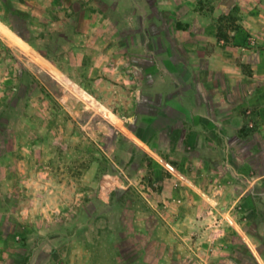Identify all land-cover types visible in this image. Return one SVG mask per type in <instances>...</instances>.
Wrapping results in <instances>:
<instances>
[{
	"label": "rangeland",
	"instance_id": "obj_1",
	"mask_svg": "<svg viewBox=\"0 0 264 264\" xmlns=\"http://www.w3.org/2000/svg\"><path fill=\"white\" fill-rule=\"evenodd\" d=\"M102 1L0 0V264H264V160L248 166L264 91L248 99L258 36L234 43L240 0L215 20L240 120L215 144L199 123L210 143L192 155L143 104L147 13Z\"/></svg>",
	"mask_w": 264,
	"mask_h": 264
},
{
	"label": "crops",
	"instance_id": "obj_2",
	"mask_svg": "<svg viewBox=\"0 0 264 264\" xmlns=\"http://www.w3.org/2000/svg\"><path fill=\"white\" fill-rule=\"evenodd\" d=\"M110 1L113 2V0L102 2L112 6L113 3ZM117 1L116 11H121V8L126 6L137 7L143 11V14L147 13V18L149 17L145 26L149 32L147 42L150 43L153 38L154 43L148 46L149 54L158 63H155L151 69L155 76L149 74L151 81L148 80V84L142 86L147 93L146 96L143 95L146 102L142 103L146 104L148 115L161 117L165 126L182 128L183 140L186 141L190 155L201 154L207 143H210L206 136L212 139L214 144L220 143L222 136L217 135H226L230 131L231 121L240 120L235 114L234 103L230 100V92L237 89L229 79L231 77L229 73L232 69V72L234 71L235 53L233 47L218 46L224 40L221 39L218 43L217 32L220 24L215 21L232 13L234 4L231 0H216L217 4L213 12L208 14L200 8L195 9L193 0ZM258 2L255 3L254 0L238 2L239 18H236L238 11H235L233 21L235 19L234 24L239 23V33L238 35H235V31L232 33L235 44L243 35L241 33L248 32L251 35L255 33L258 36L257 48L248 49L245 57L253 75L252 83L248 84V99L253 103L255 93L264 91V6H261L264 0ZM232 34L230 38L228 37L229 41L232 40ZM162 64L166 69L162 68ZM153 76L158 77L159 80L153 82ZM209 77L213 78L211 85H207ZM157 84L162 87L157 88ZM167 84L172 85L173 89L167 88ZM205 92H218L220 102L217 97L208 102L204 96ZM261 102V104L256 103L260 114L253 118L259 129L248 136V140L253 142L257 152L254 158V152L248 151V166L251 168L256 165L261 168L264 160V101ZM199 123H205L208 129H213L217 134L208 133L205 136L200 133L199 135ZM249 125L251 123L248 122V127ZM161 133H158L160 139H162ZM163 140L164 144H159L160 146L166 145L169 140L168 135H164ZM223 148L225 149L221 148L222 153H229L227 147Z\"/></svg>",
	"mask_w": 264,
	"mask_h": 264
},
{
	"label": "trees",
	"instance_id": "obj_3",
	"mask_svg": "<svg viewBox=\"0 0 264 264\" xmlns=\"http://www.w3.org/2000/svg\"><path fill=\"white\" fill-rule=\"evenodd\" d=\"M134 161V159H131V162ZM123 192L121 190L118 191V195L122 194Z\"/></svg>",
	"mask_w": 264,
	"mask_h": 264
}]
</instances>
